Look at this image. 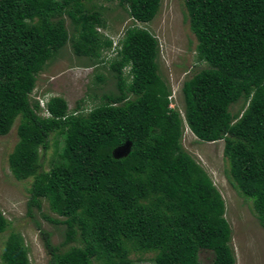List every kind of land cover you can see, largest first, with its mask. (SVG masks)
<instances>
[{"label":"trees","instance_id":"trees-1","mask_svg":"<svg viewBox=\"0 0 264 264\" xmlns=\"http://www.w3.org/2000/svg\"><path fill=\"white\" fill-rule=\"evenodd\" d=\"M97 1L0 0V136L19 119L9 167L17 180L31 179L27 215L37 211L61 231L55 243L36 221L48 264H134L132 254L148 253L155 264H203L202 249L214 253L210 264H237L225 200L185 149L184 127L201 142L224 141L227 178L264 229V0H184L196 60L206 66L182 83V111L160 72L158 38L138 25L162 0H102L133 22L116 44L99 30L107 22ZM69 42L89 66L112 54L116 91L89 111H71L63 96L42 106L33 95ZM53 133L63 145L44 169ZM5 232L2 264H31L24 237L0 211Z\"/></svg>","mask_w":264,"mask_h":264},{"label":"rangeland","instance_id":"rangeland-1","mask_svg":"<svg viewBox=\"0 0 264 264\" xmlns=\"http://www.w3.org/2000/svg\"><path fill=\"white\" fill-rule=\"evenodd\" d=\"M96 3L103 7L107 22V28L99 30L111 37L116 44L124 29L133 22L126 10L116 1L101 0ZM67 25L72 31L69 21ZM138 25L149 29L158 38L160 72L171 87L173 105L182 111V83L206 66L205 63L196 60L197 40L190 29L184 0H162L154 19ZM105 55V62L89 66V60L77 56L69 42L39 74L33 95L43 105L51 96H63L68 101L71 111L75 110L78 104L82 110L89 111L101 101L104 93L116 91L115 79L108 64L112 54ZM99 76H103L104 81H98ZM240 105L241 102L235 104L231 110L238 111ZM18 124L19 119L15 121L8 134L0 136V211L10 222L11 230L20 232L24 237L31 264H48L49 256L36 221L40 223L42 229L53 232L52 238L55 243L62 240L61 231L45 221L37 211H34V217L27 215L31 179L17 180L10 170L8 160L18 141ZM62 145V137L53 133L49 138V148L42 157L44 169L49 168V160L57 147L61 148ZM183 145L208 172L225 200V216L232 229L231 245L237 264H264V229L253 213L251 202L244 199L227 178L229 165L224 157V141L201 142L186 125ZM8 233L0 234V264L4 240ZM153 256L151 253L132 254L131 258L134 264H155ZM213 258L214 253L211 250H200L199 260L203 264H210Z\"/></svg>","mask_w":264,"mask_h":264},{"label":"water","instance_id":"water-1","mask_svg":"<svg viewBox=\"0 0 264 264\" xmlns=\"http://www.w3.org/2000/svg\"><path fill=\"white\" fill-rule=\"evenodd\" d=\"M128 152V145L123 146L122 148H119L115 154L116 156L125 155Z\"/></svg>","mask_w":264,"mask_h":264},{"label":"built area","instance_id":"built-area-1","mask_svg":"<svg viewBox=\"0 0 264 264\" xmlns=\"http://www.w3.org/2000/svg\"><path fill=\"white\" fill-rule=\"evenodd\" d=\"M43 105V104H42Z\"/></svg>","mask_w":264,"mask_h":264},{"label":"clouds","instance_id":"clouds-1","mask_svg":"<svg viewBox=\"0 0 264 264\" xmlns=\"http://www.w3.org/2000/svg\"><path fill=\"white\" fill-rule=\"evenodd\" d=\"M43 106V105H42Z\"/></svg>","mask_w":264,"mask_h":264}]
</instances>
